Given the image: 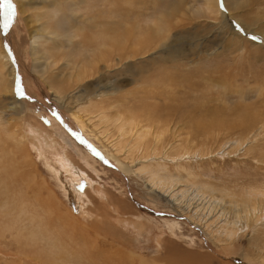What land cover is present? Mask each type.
<instances>
[{"label":"rangeland","instance_id":"1","mask_svg":"<svg viewBox=\"0 0 264 264\" xmlns=\"http://www.w3.org/2000/svg\"><path fill=\"white\" fill-rule=\"evenodd\" d=\"M11 2L13 34L0 30V264H264V0H223L226 11L221 0L217 11L206 0ZM105 30L111 44L96 46ZM4 39L21 49L12 60ZM115 113L127 136L107 121ZM122 163L175 176L179 187L163 190L179 205L143 195ZM196 182L232 201L195 193ZM221 209L240 219L230 247Z\"/></svg>","mask_w":264,"mask_h":264},{"label":"bare ground","instance_id":"2","mask_svg":"<svg viewBox=\"0 0 264 264\" xmlns=\"http://www.w3.org/2000/svg\"><path fill=\"white\" fill-rule=\"evenodd\" d=\"M205 6L207 7V8H209V9H214V10H216L217 11V6H216V0H206V2H205ZM0 21H1V23L0 24H2L3 25V23H4V18H3V16H0ZM2 25H1V27H2ZM12 27V26H11ZM222 27V26H221ZM218 28V27H217ZM223 28V27H222ZM224 29V28H223ZM3 33L5 32V31H3V30H1ZM8 31H9V34L10 33H12L13 34V32H11V31H14L12 28H9L8 29ZM7 31V32H8ZM42 31H43V29H41L40 30V33H42ZM106 31L107 30H105V31H103L102 32V36H98L97 37V39H98V42H97V44H96V46H101V47H106L107 46V44H111V40L110 39H107L106 38V36H105V34L104 33H106ZM8 34V35H9ZM15 35V34H14ZM13 35V36H14ZM12 36V35H11ZM16 36V35H15ZM15 36L13 37V38H15ZM144 36V35H143ZM12 37H10V39H11ZM13 38H12V40H13ZM8 40V39H7ZM7 40H3V44H4V46H5V44L7 43ZM108 40V41H107ZM148 40H149V38H148ZM9 41V40H8ZM15 44H16V41L14 42ZM34 43V42H33ZM13 44V43H12ZM11 44V45H12ZM8 45V44H7ZM115 45V44H114ZM19 46V45H18ZM88 46V45H87ZM125 46V43H123V47ZM141 46V45H140ZM89 47V46H88ZM6 48V47H5ZM13 48V47H12ZM10 52L13 50L14 51V53L16 54V55H18L19 54V52H21V49H19V48H17V47H14L12 50H11V48H9V46H8V48H7ZM136 51V50H135ZM103 52V51H102ZM103 53H105V52H103ZM124 53V52H123ZM126 55H128L129 57H135V55L137 54H135V52L133 51H131V53H125ZM10 55V58H11V60H12V54H9ZM103 57L104 56V54H102V55H100L99 54V57ZM95 57H96V55H94V54H92L91 56H90V59H91V61H95V63L97 62V60L95 59ZM107 57V56H106ZM113 57V56H112ZM123 57H125L126 58V56L125 55H123L121 58H123ZM120 58V59H121ZM19 59V58H18ZM6 65V64H5ZM5 66H2V68H4ZM110 67V66H109ZM90 68V67H89ZM88 69V68H87ZM88 71V70H87ZM89 72V71H88ZM9 88H10V86L8 85V90H9ZM84 93V95H83V97H85V95H86V98H87V100L89 99V98H91V93H89V92H83ZM93 96H95V98H96V96L98 97L99 95H96V93H93ZM109 96V95H108ZM45 97V96H44ZM110 97V96H109ZM56 99V101H58V99L57 98H55ZM16 104H17V102L15 101V100H11V102H9V103H7V105H8V108H4V109H8V118H10V120H12V122H14V119L13 118H11L15 113H14V109H15V106H16ZM53 107H55L56 109H57V111H59V110H61L62 109V107H60V106H55L54 104L52 105ZM51 106V107H52ZM65 107V106H64ZM66 108V107H65ZM101 108V107H100ZM99 108V109H100ZM54 109V108H53ZM67 109L70 111V118H71V121H72V123H73V129L74 128H76L77 129V131H79L80 133H83V134H86L89 138H94V133H93V130H90V126L89 125H87L85 122V120H81V118L79 117V116H75V112L74 111H71V109L69 108V107H67ZM103 109V108H102ZM130 109V108H129ZM19 110H22V108H20ZM68 110H67V112H68ZM142 110V109H141ZM39 111V110H38ZM129 111H131L132 112V110H129ZM101 112H102V110H101ZM69 113V112H68ZM137 114V113H136ZM151 115V114H150ZM149 115V116H150ZM152 115H153V113H152ZM108 116V115H107ZM107 116H105L103 119H105V122H109L110 121V123L113 125V126H115V127H117L120 131H122V133L123 134H125L126 136H127V133H128V131L129 132H131V130H130V126H129V124H127V122H126V124L127 125H124V120H127V118H123V119H121L120 118V116L118 115V116H116V113H115V115H113V116H111V117H109V119H107L108 117ZM154 116V115H153ZM153 116H151V117H153ZM103 117V116H102ZM125 117V116H124ZM151 117H150V119H151ZM154 117H156V115L154 116ZM154 117H153V119H154ZM166 118V117H165ZM106 119H107V121H106ZM6 120V119H5ZM152 120V119H151ZM151 120H149V121H151ZM157 121V120H156ZM161 121V120H160ZM35 122H36V120H35ZM103 122H104V120H103ZM165 122V121H164ZM167 122V121H166ZM250 122V121H249ZM37 123V122H36ZM151 123V122H150ZM155 123V122H154ZM239 123V122H238ZM252 123V122H251ZM107 124V123H106ZM147 124H149V123H147ZM249 123H247V125H248ZM33 125V124H32ZM31 125V126H32ZM110 125V124H109ZM131 125V124H130ZM245 125V124H244ZM243 125V126H244ZM30 126V125H29ZM40 127V126H39ZM250 128V125H248L247 127H245L246 129H249ZM34 128H36V126H34ZM58 129V128H57ZM76 129H74V130H76ZM141 130V129H140ZM144 131H145V129H144ZM70 132H71V130H70ZM118 132V131H117ZM127 132V133H126ZM143 132V131H142ZM63 132H57V136H58V134L61 136V138H62V134ZM121 133V134H122ZM141 133V132H140ZM139 133V136H137V137H135V144L137 145L138 143H140L141 141H143L142 139L143 138H145V137H143V135L142 134H140ZM144 133V132H143ZM83 134H81V135H83ZM136 134V133H135ZM135 134H134V136H135ZM146 134V133H145ZM145 134H144V136H145ZM86 136V137H87ZM156 136V135H155ZM154 136V137H155ZM37 138V137H36ZM240 139V138H239ZM94 140V139H93ZM81 140H79L78 142H80ZM82 142V141H81ZM83 143V142H82ZM75 144H78L77 142H74V144H73V146L75 145ZM237 144V143H236ZM81 147V149L82 148H84V149H86V147L85 146H83L82 144L80 145ZM79 148V149H80ZM102 149L103 150H105L106 151V149L107 148H104V147H102ZM78 151V150H77ZM76 151V152H77ZM95 151V150H94ZM82 152L85 154L86 152L85 151H83V149H82ZM92 153H94L93 152V150L91 151ZM107 152V151H106ZM95 153H98L97 151H95ZM96 155V154H95ZM109 155V154H108ZM89 157L88 156V154L86 153L85 154V156L84 157H81V159H87V157ZM96 157L97 158H99L100 159V154L99 155H96ZM87 161V160H86ZM161 162V161H160ZM119 163V162H118ZM158 163V162H157ZM159 164V163H158ZM157 164V165H158ZM122 165H123V163H122ZM127 165V164H126ZM162 165V164H161ZM124 166V165H123ZM139 167L138 168H136L135 169V167L134 166H130V167H128V166H124L123 168H122V170H123V172L125 173V175H127L128 177H130V178H134V179H136V180H139V181H142L141 182V186H142V192H143V195H144V193H147V194H154L157 198H159V199H161V200H163L167 205H169V206H171V207H174V206H177V205H179V204H177V202L179 203L180 202V200L178 201V196H176L175 194L174 195H171V193H170V191L168 192H166V190L164 191L163 190V188L164 187H166V186H168V187H170V189L172 188H175V186H178L179 187V185H176V183L177 182H180V180L179 179H177V178H175V176H174V178L172 179L171 178V176L169 177V176H167V175H164V173L166 174V172H160V169H159V167L158 166H160V165H158L155 169L154 168H148V166H143V165H141V164H139L138 165ZM152 166V165H151ZM120 167H121V165H120ZM161 167V166H160ZM163 168V167H162ZM165 168V167H164ZM121 169V168H120ZM121 170V171H122ZM163 171H165V169L163 170ZM168 174V173H167ZM124 177V176H123ZM181 178V177H180ZM194 179V178H193ZM182 183V182H181ZM183 184H184V181H183ZM182 185V184H181ZM180 185V186H181ZM208 184H206V185H203L202 183H200V182H196L195 184H194V186H192L193 187V189H194V192L196 193V192H199V193H205V194H207V193H209V194H213V192H214V189H215V193H217V195H222L221 196V198L223 197L224 199H232L233 198V196L232 197H230V195L228 194V192L227 191H220L221 189H219V192H218V190H216L217 188H212L211 186H207ZM182 189L183 188H185V187H181ZM180 188V189H181ZM190 188V187H189ZM166 189V188H165ZM169 189V188H168ZM167 189V190H168ZM169 189V190H170ZM172 189H171V191H172ZM176 189V188H175ZM224 189V188H223ZM176 191V190H175ZM179 191H182V190H179ZM173 192V191H172ZM184 193L186 194V192L184 191ZM218 193H220V194H218ZM177 194V193H176ZM167 195H170V198H168V196ZM192 195V194H191ZM202 195V194H201ZM200 195V196H201ZM247 195V194H246ZM153 196V195H152ZM185 196H187V195H185ZM248 196V195H247ZM155 197V198H156ZM188 197V196H187ZM190 197V196H189ZM197 196H195V195H193V198H196ZM203 197V196H202ZM208 197H206V199H207ZM210 198V197H209ZM220 198V197H219ZM222 198V199H223ZM246 198V197H245ZM203 199H204V197H203ZM202 199V200H203ZM212 199H214V198H212ZM211 199V200H212ZM234 199H236V198H234ZM263 199V198H262ZM182 200V199H181ZM185 200V199H184ZM215 200V199H214ZM241 200V199H240ZM247 200V201H246ZM249 200V201H248ZM255 200V199H254ZM22 201V200H21ZM36 201V200H35ZM205 201V200H204ZM204 201H203V204H204ZM232 201V200H231ZM237 201V200H236ZM242 201V208H244L243 210L245 211L244 212V216L242 217V218H245L246 219V221H247V219L249 220V219H251V220H249V222L247 221L246 222V225H251V224H253V222L252 221H254V223H256L257 221H258V218L257 217H255V212H253L255 209L254 208H250L249 206H246V208H245V204L246 203H248V205H250L252 202H253V200L250 198V199H243V200H241ZM260 202V201H259ZM263 202V201H262ZM209 203H210V200H209ZM220 203H221V201H220ZM233 203H234V201H233ZM239 203H241V202H239ZM254 203V202H253ZM187 204V203H186ZM201 204V203H200ZM203 204L201 205V206H203ZM207 204V203H206ZM217 202H212V205H210L209 206V208H216V207H218L217 206ZM231 204V203H230ZM238 204V203H237ZM237 204H236V206H237ZM260 204V203H259ZM258 204V205H259ZM189 205H190V203H189ZM219 205V204H218ZM241 205V204H240ZM252 205V204H251ZM256 205V204H255ZM166 206V205H165ZM164 206V207H165ZM187 206V205H186ZM200 206V207H201ZM205 206V205H204ZM235 206V207H236ZM191 207V206H190ZM232 207V206H231ZM189 208V207H188ZM176 209V208H175ZM178 209V208H177ZM196 209V208H195ZM234 209V208H233ZM261 209V208H260ZM184 210V209H183ZM224 210H225V208H224ZM242 210V209H241ZM180 211V210H179ZM221 211H222V209H221ZM226 211V210H225ZM259 211V210H258ZM262 212H263V214H261V215H263L264 216V205H262V210H261ZM194 212V211H193ZM197 212V211H196ZM199 212V211H198ZM235 212V211H234ZM239 212V211H238ZM187 213V212H186ZM191 213V212H190ZM215 213V212H214ZM217 213H218V210H217ZM216 213V214H217ZM226 214H228L227 212H225ZM240 213V212H239ZM197 214V213H196ZM200 214V213H199ZM226 214H224V211H222L220 214H219V217L221 218V216H223V223H222V221H221V223L223 224L221 227H222V230H223V233L225 232V234H228L227 236L228 237H226V240L225 241H227V243L229 244V246L228 247H230V244L231 243H233L234 242V237H235V235H234V233L236 234L237 232H240V231H242V229L240 228V227H237V223L239 222V221H237L238 219H239V217L237 218V215L236 214H233V216L232 215H226ZM257 214V213H256ZM138 215V214H137ZM185 215V214H184ZM193 215V214H192ZM195 215V214H194ZM128 216V215H127ZM194 217V216H193ZM202 217V216H201ZM255 217V218H254ZM190 218H192V216L190 217ZM188 219V218H187ZM199 219V218H198ZM240 220V219H239ZM126 222V221H125ZM241 222V221H240ZM242 222H244V220L242 221ZM220 223V222H219ZM220 223V224H221ZM126 224V223H125ZM130 224V223H129ZM239 226V225H238ZM252 226V225H251ZM257 226V225H256ZM247 227V226H246ZM249 227V226H248ZM16 228V227H15ZM16 230V229H15ZM206 230V229H205ZM34 232V231H33ZM257 232V231H256ZM216 233V232H215ZM21 234V233H20ZM25 234V233H24ZM218 234V233H217ZM222 234V233H221ZM28 235V234H27ZM226 236V235H225ZM35 237V236H34ZM10 238V237H9ZM22 238V237H21ZM219 238H221V236L219 237ZM14 243V242H13ZM226 243V244H227ZM264 249V248H263ZM256 250V249H255ZM258 252V251H257ZM260 252V251H259ZM263 253V252H262Z\"/></svg>","mask_w":264,"mask_h":264},{"label":"snow or ice","instance_id":"3","mask_svg":"<svg viewBox=\"0 0 264 264\" xmlns=\"http://www.w3.org/2000/svg\"><path fill=\"white\" fill-rule=\"evenodd\" d=\"M219 6H220L222 11H226L223 0H221V3ZM15 15H16V6L11 2V0H0V16H3V18H4V23L2 25V28H0V30L7 32L8 29L11 27V24H12L13 19L15 18ZM251 39L257 40V39H259V37L252 36ZM5 47L8 48V45L6 44ZM9 54H11L10 51H9ZM15 93L18 97L27 98L25 96V92H24L22 85L20 83L19 77H17V79H16ZM52 115L56 119H58V120L60 119V116L57 112L53 111ZM93 152H94V154L99 155V153H95L94 150H93ZM105 163H107V161H105Z\"/></svg>","mask_w":264,"mask_h":264}]
</instances>
